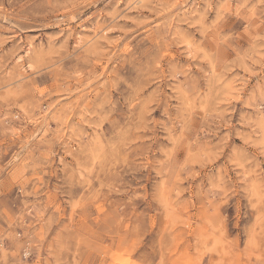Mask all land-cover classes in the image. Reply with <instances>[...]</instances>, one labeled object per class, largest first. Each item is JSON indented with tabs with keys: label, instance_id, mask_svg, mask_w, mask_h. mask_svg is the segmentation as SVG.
Here are the masks:
<instances>
[{
	"label": "rangeland",
	"instance_id": "obj_1",
	"mask_svg": "<svg viewBox=\"0 0 264 264\" xmlns=\"http://www.w3.org/2000/svg\"><path fill=\"white\" fill-rule=\"evenodd\" d=\"M0 264H264V0H0Z\"/></svg>",
	"mask_w": 264,
	"mask_h": 264
}]
</instances>
